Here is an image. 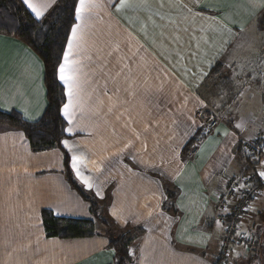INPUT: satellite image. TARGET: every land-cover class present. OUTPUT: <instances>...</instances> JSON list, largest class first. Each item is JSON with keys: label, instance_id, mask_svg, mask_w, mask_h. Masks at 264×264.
<instances>
[{"label": "crops", "instance_id": "crops-1", "mask_svg": "<svg viewBox=\"0 0 264 264\" xmlns=\"http://www.w3.org/2000/svg\"><path fill=\"white\" fill-rule=\"evenodd\" d=\"M93 2L71 56L74 115L63 140L83 157L81 171L94 187L70 169L99 213L129 238L134 264H216L223 234L214 223L216 190L231 176L262 169L245 156L242 139L264 130V8L259 0H200L195 7L193 0H128L117 11L119 0ZM248 47L254 51L239 61ZM228 60L255 78L229 80L225 73L220 83L218 61ZM209 61L217 70L200 83ZM44 78V63L28 44L0 34V110L39 120L48 105ZM200 112L222 121L210 128ZM65 171L59 147L34 151L22 130L0 127V264L114 262L116 250L99 222L93 236L47 234L45 210L97 221ZM258 206L264 208V193ZM231 260L257 259L234 241Z\"/></svg>", "mask_w": 264, "mask_h": 264}, {"label": "trees", "instance_id": "trees-1", "mask_svg": "<svg viewBox=\"0 0 264 264\" xmlns=\"http://www.w3.org/2000/svg\"><path fill=\"white\" fill-rule=\"evenodd\" d=\"M75 22L74 0H57L54 7L41 20L34 18L22 0H0V34L24 41L40 56L45 68L44 80L48 98L46 110L37 121L24 119L16 110L10 112L0 110V127L9 126L22 130L34 151L59 147L64 153L68 182L92 205L97 221L56 217L45 210L43 216L47 234L64 238L93 236L100 232L97 224L99 222L105 229L104 233L109 237L110 246L116 250V258L112 264H134L130 255L129 238L110 216L99 213V204L93 198L84 194L70 169V156L61 143L67 137L64 131L67 121L60 111L62 104L66 102V95L62 82L58 80L57 68L63 61L70 26ZM216 70L217 67L213 68L212 72ZM245 156L252 161L246 154Z\"/></svg>", "mask_w": 264, "mask_h": 264}, {"label": "snow or ice", "instance_id": "snow-or-ice-1", "mask_svg": "<svg viewBox=\"0 0 264 264\" xmlns=\"http://www.w3.org/2000/svg\"><path fill=\"white\" fill-rule=\"evenodd\" d=\"M55 2L56 0H22V3L27 7V9L30 10V12L33 14L36 20L43 19L46 13H49V10L54 7ZM127 4H128V0H119L117 4H114V7L117 9V11H119L124 7H126ZM198 5H200V0H193V6L195 7ZM259 6L261 8H264V0H259ZM95 7H97V5L93 2V0H74V20L77 22L72 23L70 26V35L66 37L67 45L63 52V62L59 63L57 68L58 80L62 82L64 87V94L66 95L67 98V102L62 104L60 111L62 113V116L66 118L69 125H71L72 117L74 115L73 98L75 95V86H76V78L73 75L74 66L76 62L71 59V56H72L73 48L79 47V43L81 39L80 33L82 32V24L79 23V21L83 19L85 12ZM204 7H208V5H205ZM189 11H192V9L190 8ZM224 29L228 30L226 25L224 26ZM227 43L228 41H225L226 45ZM222 51L226 52L227 49L224 48L222 49ZM218 62L224 63V71L221 73H217V78H219L221 75H225V73L231 74L226 77L229 80H236L240 76H249V75H251L252 78H255L252 72L245 71L242 66L240 67V71L237 72L235 62L233 60H228L227 62H223V61H218ZM213 67L214 66L212 61H209V71L204 72L203 70H201L200 83H203L205 79L211 77V72L213 70ZM197 87H199V84L197 85ZM238 95L242 96L243 92H238ZM201 103H203V101H201ZM234 127L237 129H241L243 128V123H236ZM64 131L71 133L72 127L69 126L68 128L64 129ZM224 134L228 135V132L225 131ZM61 143L68 150V152L71 153L70 167L74 171L75 176L81 181V183L84 186H86L88 189H92L94 185L91 182L90 178L84 175L81 171V166L84 164L83 157L75 154L74 147L69 142V140L65 139L61 141ZM256 162L258 164H261L262 169H264V162L259 161L258 158H256ZM258 176L264 178V170L258 171ZM239 187H244V185H240ZM96 195L102 196V194L99 191L96 192ZM221 210L225 212L227 211V209L224 208L223 206H221ZM246 210H251V206H249V208ZM113 214L115 215V213ZM161 215H163V213H161ZM216 223L219 225L220 221L217 220ZM235 227L239 228L240 225H236ZM236 235L239 236L240 232L237 231ZM241 256H242L241 253L238 252L236 253L237 259H240Z\"/></svg>", "mask_w": 264, "mask_h": 264}, {"label": "built area", "instance_id": "built-area-1", "mask_svg": "<svg viewBox=\"0 0 264 264\" xmlns=\"http://www.w3.org/2000/svg\"><path fill=\"white\" fill-rule=\"evenodd\" d=\"M200 120L214 128L222 118L214 112L199 113ZM242 147L245 154L254 162L256 158L264 162V130L244 137ZM247 172L240 176H231L216 190V214L214 223L223 229V234L218 243V254L216 264H233L231 260V247L235 241L238 244H246L251 248L248 237L237 236L242 220L255 210L257 198L264 193V178L258 176V171ZM244 185V187H239ZM235 189V190H234ZM221 206L227 209L222 211ZM251 206V210H246ZM242 218V219H241ZM219 220L218 225L216 221Z\"/></svg>", "mask_w": 264, "mask_h": 264}, {"label": "rangeland", "instance_id": "rangeland-1", "mask_svg": "<svg viewBox=\"0 0 264 264\" xmlns=\"http://www.w3.org/2000/svg\"><path fill=\"white\" fill-rule=\"evenodd\" d=\"M259 23L264 31V12L261 15V20ZM252 49H254V47L242 48V50L237 54V59L239 61H242L243 59L246 58V56L248 57L254 51ZM217 79H218L217 81L220 80L219 82L221 83L222 77L217 78ZM211 83L213 85L214 82L211 81ZM213 88L214 87H212V89ZM217 107L218 105L216 106V108ZM216 108H213V109L216 111L217 110ZM246 219L248 220L240 226V229L238 231L240 232L241 236H244V237L247 236L248 237L247 239L250 240L251 248L249 250L247 249V254L253 255V258L257 259L256 264H264V235H263L264 234V208L262 209L260 208V206H258V208L256 207L254 211H252L248 216H246ZM256 228L258 231H256ZM254 243L257 244V246H255Z\"/></svg>", "mask_w": 264, "mask_h": 264}]
</instances>
